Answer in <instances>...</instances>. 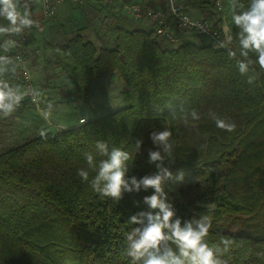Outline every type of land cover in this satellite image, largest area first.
<instances>
[{
	"label": "trees",
	"instance_id": "1",
	"mask_svg": "<svg viewBox=\"0 0 264 264\" xmlns=\"http://www.w3.org/2000/svg\"><path fill=\"white\" fill-rule=\"evenodd\" d=\"M189 3L213 8L204 0H180L183 9ZM143 19L124 9L106 12L99 48L79 29L47 42L51 56L45 64L65 75L73 100L87 103L92 77L110 71L123 81L124 106L0 151V264H129L127 221L147 210L143 197L152 190L125 194L117 203L94 193L77 169L87 168L86 152L103 158L95 147L101 140L132 155L129 175L152 174L149 133L162 127L171 129L175 141L174 160L165 161L173 173L164 185L168 202L184 219L207 215L210 244L235 239L225 256L229 264H264L256 256L264 250V76L250 85L228 50L213 47L207 36L196 34L202 42L195 43L188 36L194 33L175 29L177 41L170 42ZM217 22L214 28L221 27ZM180 104L197 109L202 119L185 126L178 111L173 118L168 106ZM209 109L234 121L235 130L217 128ZM180 173L182 181L176 179ZM225 221L238 223L236 230Z\"/></svg>",
	"mask_w": 264,
	"mask_h": 264
},
{
	"label": "clouds",
	"instance_id": "2",
	"mask_svg": "<svg viewBox=\"0 0 264 264\" xmlns=\"http://www.w3.org/2000/svg\"><path fill=\"white\" fill-rule=\"evenodd\" d=\"M39 3L40 0H0V19L6 21L0 24V118L13 116L21 108L22 102L28 99L36 106L40 117L51 123L55 106L44 100L43 92L30 85L13 84L7 78L8 75H16L17 69L23 65L20 57L9 55L19 46L17 37L26 36L33 28H40V21L33 12L34 6ZM166 5L173 15H178L176 0H166ZM216 7L223 8L221 0H217ZM230 8L236 31L234 33L233 28L225 24L223 36L214 46L228 50L229 59L235 62L240 75L252 85L264 76V0H248L247 4L242 0H231ZM180 19L184 25L192 24L188 16L182 15ZM195 26L203 29V25ZM24 76L30 79L26 66ZM42 103H46V107H41ZM168 107L173 118H177L179 112L178 119L185 126L202 119V113L184 104L178 108ZM206 115L221 130L232 132L236 128L234 121L222 118L214 110L209 109ZM39 135L46 138L47 130L41 128ZM149 139L155 148L148 149L147 162L156 168L152 174L139 178L129 175L132 155L119 147L110 148L108 142L101 140L96 142L95 147L103 158L97 161L93 153L86 152L87 168L77 169V176L94 193L117 203L125 194L152 190L151 195L143 197L147 210L137 212L127 221L131 227L124 233V255L129 259V264H229L225 256L235 245V239L221 237L219 243L210 244L206 239L212 227L210 218L195 214L184 219L168 202L164 185L173 178V173L165 166V161L174 160L173 132L167 127L153 128ZM143 143V137L136 139V154L141 151ZM90 172L94 173L91 178ZM176 179L182 181L183 173ZM256 256L264 260V250L258 251Z\"/></svg>",
	"mask_w": 264,
	"mask_h": 264
},
{
	"label": "rangeland",
	"instance_id": "3",
	"mask_svg": "<svg viewBox=\"0 0 264 264\" xmlns=\"http://www.w3.org/2000/svg\"><path fill=\"white\" fill-rule=\"evenodd\" d=\"M103 2L102 0H85L83 3H77L83 5L84 10L82 17L84 27H82L81 32L97 48L103 45V41L106 38L104 36V29L101 26L104 14L108 11L123 12L124 4L128 5L135 1L122 0L119 4L113 3L111 6L107 5L110 9H107ZM224 2V10L231 18V0H224ZM214 12L219 11L215 10ZM212 15L214 16V13ZM220 16L222 17L221 13ZM206 17L212 16L207 15ZM41 32L42 34L39 39H32L29 44V46H32L28 47L34 48L33 46H36L38 49V53H34L35 58L32 62L35 67V70H32L33 79L37 88L43 92L44 100L52 102L55 106L51 123L44 121L40 117L36 107L25 101L22 110L17 111L9 118H0V151L5 147L21 144L39 135L41 128L51 132L59 131L61 128L79 124L81 120L94 119L124 106L122 99L123 81L116 72L110 71H103L99 75L92 77L87 90V103L73 100V88L65 75L60 73L59 69H52L45 64L46 59L50 58L51 52L47 48V42H49V39L46 37L47 31L46 33L44 31ZM184 33L188 34V32ZM68 34L71 35V33ZM178 34L181 33L179 32ZM188 36L192 40L198 39L195 40L196 42L194 41L195 43L202 42L196 34H189ZM61 40L62 35H59L50 42H60ZM31 67L33 66L31 65ZM7 78L12 82L16 80L15 75H8ZM41 107H46V103H42ZM58 123L62 124L57 127L55 124ZM225 222L227 225L229 224L228 221ZM237 225L238 223L229 224L228 230H236Z\"/></svg>",
	"mask_w": 264,
	"mask_h": 264
},
{
	"label": "built area",
	"instance_id": "4",
	"mask_svg": "<svg viewBox=\"0 0 264 264\" xmlns=\"http://www.w3.org/2000/svg\"><path fill=\"white\" fill-rule=\"evenodd\" d=\"M66 0H40V7L37 11H33L35 14L36 19L40 21V28L36 29L33 28L29 34L23 37H17V40L19 41V46L9 53V55H12L14 57L18 56L23 61V65L17 69V73L15 75V79L18 84L23 86H32L37 87L35 84V81L33 79V73L32 69L25 57L26 49L28 47V43L31 39L35 38V36L41 31H43V28L45 26V23L53 18L56 15L57 12V6L61 3H63ZM70 2L74 3H83L85 0H68ZM105 3L111 2V1H119L122 0H102ZM206 3L210 4L214 10H221V8L216 7L217 0H204ZM177 3V10L178 15H173L169 8L166 7L156 8L152 6L150 3H142L140 1L131 2L130 4H124V9L127 14L132 16L135 19H139L142 16H144L148 23H150L154 31L161 37L167 39L170 42L177 41V38L175 36V29L181 30L182 32H191L194 34L204 35L209 38L211 41L213 47H215V42L222 38L223 36V25L220 28H214L213 22L211 19H209L206 16H192L188 11L183 9V7L180 4V0H176ZM221 3L224 5L223 0H221ZM188 16L190 20L192 21V24L184 25L182 24V21L180 19V16ZM203 25V29L197 28L195 25ZM219 48V47H215ZM26 70L29 73L30 79H26L24 76V71ZM28 104L33 105L30 100H25ZM36 107V106H35Z\"/></svg>",
	"mask_w": 264,
	"mask_h": 264
},
{
	"label": "crops",
	"instance_id": "5",
	"mask_svg": "<svg viewBox=\"0 0 264 264\" xmlns=\"http://www.w3.org/2000/svg\"><path fill=\"white\" fill-rule=\"evenodd\" d=\"M133 1H140L142 3H150L152 6L156 8H161V9L166 7V0H133ZM183 1L184 0H182V5H183ZM223 3H225L224 0H223ZM39 7H40V3L34 6L33 11H37ZM185 10L195 17L210 15L212 17H208V18L211 19L213 24L218 21L217 22L218 26H222V25L224 26L225 24H228L229 26L232 27V21H230L231 18L229 17V14L224 10V7L221 10H219V12H214L215 10L213 8L210 11H206L204 9L197 7L194 4L189 3L188 5H185ZM83 11H84L83 5H79L77 3L70 2L68 0L59 4L57 6L56 15L53 18L49 19L45 23V26L43 28V31L45 33L47 31L46 37L47 39H49V42L52 41V39H54L55 37H58L59 35H62V39H63L64 37L70 36V34L68 33L72 34L74 31L78 29L82 31V27H84V20L82 18L83 13H84ZM212 13H214V16L212 15ZM220 13L222 17L220 16ZM144 22L146 24H149L148 21L143 19L141 23L144 24ZM4 23H6V21H4L3 19H0V24H4ZM41 34L42 32L37 34L34 39H39ZM31 46L32 45H30L29 47ZM29 47H27L26 49L25 56L29 60L31 65L33 66L32 70H35L34 64L32 62L35 58L34 55L38 53V49L36 48V46H33L34 48H29ZM12 83L18 84L16 80ZM61 124L62 123H58L55 125L59 127ZM68 127L61 128V130L68 128Z\"/></svg>",
	"mask_w": 264,
	"mask_h": 264
}]
</instances>
